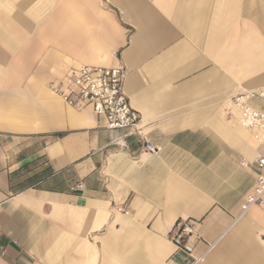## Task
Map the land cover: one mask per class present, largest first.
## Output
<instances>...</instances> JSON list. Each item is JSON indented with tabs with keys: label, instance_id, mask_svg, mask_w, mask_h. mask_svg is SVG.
<instances>
[{
	"label": "crops",
	"instance_id": "crops-1",
	"mask_svg": "<svg viewBox=\"0 0 264 264\" xmlns=\"http://www.w3.org/2000/svg\"><path fill=\"white\" fill-rule=\"evenodd\" d=\"M83 64L123 66L139 135L52 90ZM263 87L264 0H0V264H192L178 219L197 264H264Z\"/></svg>",
	"mask_w": 264,
	"mask_h": 264
},
{
	"label": "built area",
	"instance_id": "built-area-1",
	"mask_svg": "<svg viewBox=\"0 0 264 264\" xmlns=\"http://www.w3.org/2000/svg\"><path fill=\"white\" fill-rule=\"evenodd\" d=\"M123 66L102 67L93 65H78L71 67L64 80L52 87V90L71 106H92L94 113L105 119V127L109 130L127 129L131 134L139 135L141 118L133 109L123 92ZM256 97L264 102V87L252 92H246L233 97V104L239 111L241 126L256 131L255 138L264 143V112L251 106L248 101ZM121 145L124 140H121ZM146 150L154 152L157 147L145 142ZM256 165L264 170V156L257 158ZM82 184H79L80 188ZM264 206V173L257 175L253 190L246 195L242 211L252 206ZM169 239L175 249L188 255L192 264L202 261L203 255H196L190 239L194 237V222L189 219H178L169 232ZM3 249L0 246V255Z\"/></svg>",
	"mask_w": 264,
	"mask_h": 264
}]
</instances>
